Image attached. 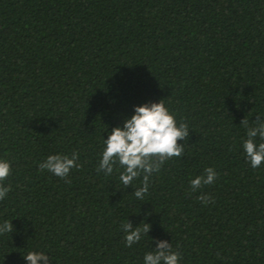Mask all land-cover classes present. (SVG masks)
<instances>
[{
  "label": "trees",
  "instance_id": "1",
  "mask_svg": "<svg viewBox=\"0 0 264 264\" xmlns=\"http://www.w3.org/2000/svg\"><path fill=\"white\" fill-rule=\"evenodd\" d=\"M161 100L189 136L137 200L142 175L125 188L97 172L102 137ZM258 115L264 0H0V222L12 225L0 264L33 250L49 264H143L155 240L179 264H264V162L242 149ZM73 152L80 167L64 179L38 167ZM207 167L216 180L193 191ZM127 221L150 225L131 247Z\"/></svg>",
  "mask_w": 264,
  "mask_h": 264
},
{
  "label": "clouds",
  "instance_id": "2",
  "mask_svg": "<svg viewBox=\"0 0 264 264\" xmlns=\"http://www.w3.org/2000/svg\"><path fill=\"white\" fill-rule=\"evenodd\" d=\"M261 115L246 128V139L242 141L245 159L252 168H259L264 162V119ZM243 122V121H242ZM189 136L188 125L184 122L177 123L174 115L170 113L163 103L148 102L134 106L133 114L125 117L122 125L112 127L107 138L102 137V151L97 166V172L105 176L118 173L120 184L128 188L133 181L142 175L141 186L131 194L137 200H143L149 191L150 177L158 173L165 161L172 157H181L185 141ZM79 154H50L38 167L43 171L64 179L72 168H79L77 163ZM11 162L0 159V200H3L11 189L3 181L10 175ZM217 177V172L212 167L204 169L202 175L190 180L193 191L202 185H211ZM202 203H209L208 195L197 197ZM141 225H143L141 227ZM124 232L126 247L138 243L150 230V225L141 222L135 228L130 222L121 225ZM12 231L11 222H0V234ZM155 249L143 255V264H179L180 254L172 250V244L167 240H155ZM23 259L28 264H49L50 255L41 251H30Z\"/></svg>",
  "mask_w": 264,
  "mask_h": 264
}]
</instances>
